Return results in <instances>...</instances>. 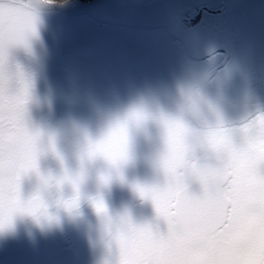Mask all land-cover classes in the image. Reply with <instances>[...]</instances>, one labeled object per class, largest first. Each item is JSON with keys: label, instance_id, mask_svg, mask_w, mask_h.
Returning a JSON list of instances; mask_svg holds the SVG:
<instances>
[{"label": "flooded vegetation", "instance_id": "1", "mask_svg": "<svg viewBox=\"0 0 264 264\" xmlns=\"http://www.w3.org/2000/svg\"><path fill=\"white\" fill-rule=\"evenodd\" d=\"M77 1L93 0H0V91L19 96L27 84V121L42 133L39 175H25L20 194L47 205L35 215L18 212L11 223L0 218V264H114L107 217L127 213L167 229L135 187L164 182L160 117L203 131L215 126L206 115L228 103L259 109L248 117L236 112L227 127L264 113V0H115L136 11L63 16ZM21 7L23 20L13 24L10 14ZM133 113L148 118L130 124L119 171L103 158L88 160L89 140ZM82 170L79 206L69 210L73 186L57 180ZM41 176L51 177L48 185ZM100 199L107 216L93 206Z\"/></svg>", "mask_w": 264, "mask_h": 264}, {"label": "snow or ice", "instance_id": "2", "mask_svg": "<svg viewBox=\"0 0 264 264\" xmlns=\"http://www.w3.org/2000/svg\"><path fill=\"white\" fill-rule=\"evenodd\" d=\"M24 14L23 7L14 8L12 23L22 22ZM28 95L27 84L19 96L0 91V218L8 223L18 212L47 210L39 195L25 202L20 194L22 178L33 171L39 175L42 151V133L27 121ZM147 118L133 113L118 121L99 139L89 140L85 156L103 158L118 172L128 159L130 124L139 126ZM160 123L164 149L157 166L164 182L135 187L152 202L157 220L163 219L167 229L134 222L127 213L117 221L107 217L114 264H264V113L239 128L219 119L203 131L181 118L161 116ZM199 152L206 154L203 159ZM40 178L44 185L51 180ZM83 179L82 170L57 180L58 185L69 182L75 192L64 201L65 208H78ZM109 179L101 177L104 183ZM193 180L199 183L198 193L189 190ZM93 206L107 216L102 199L93 200Z\"/></svg>", "mask_w": 264, "mask_h": 264}, {"label": "water", "instance_id": "3", "mask_svg": "<svg viewBox=\"0 0 264 264\" xmlns=\"http://www.w3.org/2000/svg\"><path fill=\"white\" fill-rule=\"evenodd\" d=\"M147 11L150 8V5L145 6ZM114 11H120L122 13H129L136 11V4H124L120 5L115 2V0H93L90 2H81L77 1L63 16L74 12H89V13H100L107 14ZM228 103V102H227ZM259 108L256 105H246L243 107H235L228 103L227 105H222L221 110H217L218 113L214 112L206 115L207 118L212 119V123L207 125H216L218 119L222 120L224 125H229L238 121L239 118L236 117V112L247 113L245 117L252 115ZM206 125V124H205ZM199 188V183L196 181L193 185L190 186V189ZM189 189V190H190Z\"/></svg>", "mask_w": 264, "mask_h": 264}, {"label": "rangeland", "instance_id": "4", "mask_svg": "<svg viewBox=\"0 0 264 264\" xmlns=\"http://www.w3.org/2000/svg\"><path fill=\"white\" fill-rule=\"evenodd\" d=\"M32 5H40L43 0H27Z\"/></svg>", "mask_w": 264, "mask_h": 264}, {"label": "trees", "instance_id": "5", "mask_svg": "<svg viewBox=\"0 0 264 264\" xmlns=\"http://www.w3.org/2000/svg\"><path fill=\"white\" fill-rule=\"evenodd\" d=\"M48 1H57V0H48Z\"/></svg>", "mask_w": 264, "mask_h": 264}]
</instances>
